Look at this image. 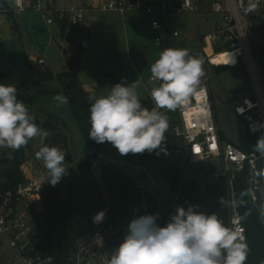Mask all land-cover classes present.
Listing matches in <instances>:
<instances>
[{"label":"built area","instance_id":"built-area-1","mask_svg":"<svg viewBox=\"0 0 264 264\" xmlns=\"http://www.w3.org/2000/svg\"><path fill=\"white\" fill-rule=\"evenodd\" d=\"M28 1L15 0L14 5L18 11H23L28 8ZM40 3L41 0H37L34 5L38 9H45ZM50 5L52 7L48 9L53 16L46 18L48 24L58 22L62 26L65 23L82 30H85L87 26L86 10L116 12L123 16L131 14L134 15V19H138L139 14H145L147 23L158 32L156 42L164 46L168 44L170 38L181 35L180 29L177 25L170 23L169 17L190 11L199 46L202 54L207 55L210 65L226 64L214 63L211 57L224 51L226 47L236 52L235 64L227 65L235 66L242 62L248 72L250 80L248 95L239 100L235 110L247 122L249 132L258 138L251 144L250 150H244L234 141L221 139L212 91L209 85H202L188 103L175 110L180 122L173 128V132L175 137L183 140V145L174 147L171 140L165 136V140L152 153L156 157L166 159L175 156L174 162L184 170L196 165L197 169L192 172L194 177H198L197 171L200 167L205 168L201 163L206 160L211 161L214 157L218 158L221 169L212 174L216 179L227 178V185L230 188L229 227L235 226L242 229V235L247 243L246 226L235 199L234 179L238 172L248 167L250 201L259 202L263 179L257 172L258 161L264 158V154L256 151L258 140L264 138V80L260 73L258 57L249 37L253 12H245L248 0H90L87 5L81 7H59L54 3ZM263 9L264 0H258L254 12ZM10 10V8H0V25L2 14ZM211 14L217 16L215 20L210 18ZM208 22L211 25L210 28L206 32L202 31L201 27ZM81 44L84 48L88 47L86 39H83ZM35 60L39 64L46 63L43 57ZM158 83L152 79L151 75L149 82L143 83V98L150 99L153 105L151 89ZM145 108L151 110L147 106ZM161 111L164 112L166 109ZM101 157L103 155L99 154V157L94 160V167ZM180 157L181 161H179ZM26 162L22 165L25 180L16 187L0 190V241L10 252V257L5 264H54V257L44 255L40 249V230L32 212L41 200L43 188L49 180L43 177V174L36 177L31 174V170L24 169ZM184 179L183 172L182 181ZM180 196L181 187L168 194L166 200L157 201L154 208H150L148 203L143 201L132 207L130 213L124 216L111 217L108 208L97 211L92 217L93 231L77 242L68 264H108L111 253L122 243L127 235L128 225L133 219L158 213L159 219L156 222L164 226L170 216L175 213L177 206H181Z\"/></svg>","mask_w":264,"mask_h":264},{"label":"rangeland","instance_id":"rangeland-1","mask_svg":"<svg viewBox=\"0 0 264 264\" xmlns=\"http://www.w3.org/2000/svg\"><path fill=\"white\" fill-rule=\"evenodd\" d=\"M15 0H0V8H10L8 12L2 14L0 25V84L14 85L21 91L33 89V77L29 63L49 66L54 71H62L65 68V50L69 53L82 52L84 55L80 61V74L82 79L88 83L95 84L96 90L92 94L93 101L101 96H107L110 88L117 83L129 84L132 78L149 82L151 75V65L159 58L160 53L166 48L188 49L190 54L203 60L204 76L201 79L202 85H209L212 91L215 117L220 130L225 138L238 142V114L235 105L244 96L248 95L250 80L245 65L241 62L235 66H230L225 71L218 73L214 66L208 63L206 54H202L198 39L195 35L194 21L192 13L185 11L169 17L171 24L177 25L181 35L177 38H170L166 46L156 42L158 32L147 23V16L139 14V22H132L130 14L125 16L118 13H106L102 11H85V30L66 25V32H62V26L58 22L48 24L47 17L53 16L48 9L51 3L59 7H72L87 5L90 0H41V6L45 9H38L34 4L37 0H29L28 8L18 11L14 5ZM13 5V7H11ZM93 15L99 17L98 21L93 19ZM215 20L216 15H210ZM210 23H205L201 29L206 32L210 28ZM249 37L253 49L258 45L259 52L255 51L258 57V64L262 79L264 80V67L261 65L258 55L264 49V43L260 40V29L257 24L251 25ZM88 41V47H82V40ZM227 48V47H226ZM219 51V49H215ZM43 57L45 64H39L33 59ZM57 80L51 83V87L58 88ZM57 94H64L62 91L42 94L35 103L32 116L40 123L44 122L50 115L54 114L60 121V129L66 133L67 142L70 146L73 162L64 161L67 173L56 185L62 186V190L67 191V180L76 171L79 159L85 156L89 147L83 137L79 124L71 109L67 104H60L53 99ZM140 100L143 98L140 97ZM240 116V115H239ZM42 129V128H41ZM45 130V129H43ZM47 131V130H46ZM48 132V131H47ZM53 133L48 132L44 141L49 146L61 147L63 142L52 138ZM171 142L174 147L183 145V140L175 137L172 132ZM41 147L40 137L34 138L33 147L27 152L24 169L31 170V174L36 177L48 176L43 162L36 158L35 153ZM8 148H0L3 155ZM154 150V149H153ZM152 150V151H153ZM64 152V150H63ZM65 153V152H64ZM103 157L97 160L94 167L97 177L99 170L104 163L113 162L128 171L137 179L139 185L153 195L158 201L166 200L168 194L173 192L170 183L166 178L163 167L148 169L138 163H132L122 159L110 143L100 152ZM68 154L65 153V157ZM176 157L171 158L175 161ZM206 171L194 177L193 173L197 166L187 167L184 180L198 179L205 182H213L216 177L213 172L220 171L221 164L218 158L211 161L206 160L201 163ZM145 173V174H144ZM264 184V170H263ZM108 196V195H107ZM108 201H110L108 197ZM145 201V200H143ZM139 202L137 204L143 203ZM258 203L259 210L264 221V198ZM136 204V205H137ZM148 206L151 207L149 204ZM10 257L6 246L0 241V264H5Z\"/></svg>","mask_w":264,"mask_h":264},{"label":"trees","instance_id":"trees-1","mask_svg":"<svg viewBox=\"0 0 264 264\" xmlns=\"http://www.w3.org/2000/svg\"><path fill=\"white\" fill-rule=\"evenodd\" d=\"M251 21L253 25H258L260 40L264 43V9L253 12ZM259 48H261L260 45L255 47V51L259 52ZM225 50H229V48ZM82 54L79 51L74 55H68L65 52L67 68L58 73H54L49 66L29 63L33 77V89L24 91L17 89L18 99L26 104L30 114L33 113L35 103L42 94L64 92L86 144L93 151L91 155H85L79 159L74 175L67 180L66 193L62 190V186H52L49 182L43 188L41 200L33 208V216L40 230V249L44 255L54 257V264H68L77 242L93 231L92 217L97 211L108 208L111 217L124 216L143 200L151 207H155L158 201L144 190L128 171L113 162L104 163L99 170V177H97L94 160L99 157L100 152L109 143H96L88 138L89 109L93 100L79 79ZM258 55H260L259 59L264 67V49ZM55 80L60 84L58 88L51 87V83ZM140 101L142 107L147 106L150 109L154 107L150 99L142 98ZM163 113L168 117L169 122L165 136L171 140L173 128L179 124L180 118L177 111L166 110ZM36 122L40 128L53 133L52 138L63 142L61 148L68 154L65 161L73 162L67 142L68 138L66 133L60 129L58 117L52 114L44 122ZM237 125L238 142H234L249 151L251 144L258 138L249 132L248 124L242 116L238 115ZM220 136L223 141H232L225 138L221 130ZM33 142L34 138L29 141L27 146L19 150L13 151L8 148L3 155L0 154V190L16 187L25 180L22 165L26 161L27 152L33 147ZM116 151L118 152L117 149ZM119 156L126 161L146 166L148 169L163 167L162 170L170 183V189L175 192L181 187L180 205L182 207L187 209L190 205H198V211L206 214L216 212L227 226L230 225V188L227 185L226 177H221L213 182L195 178L182 181L180 166L171 159L156 157L152 151L146 150L143 153L127 155L119 153ZM263 170L264 158H261L258 161L257 170L261 178ZM249 174L250 170L246 167L238 172L234 179L235 199L247 231L248 255L245 264H264V221L258 203L250 201ZM108 197L111 202L108 201ZM260 200L261 198L259 202Z\"/></svg>","mask_w":264,"mask_h":264},{"label":"clouds","instance_id":"clouds-1","mask_svg":"<svg viewBox=\"0 0 264 264\" xmlns=\"http://www.w3.org/2000/svg\"><path fill=\"white\" fill-rule=\"evenodd\" d=\"M257 3L248 0L245 12H254ZM202 65L203 60L188 49H164L150 68L152 79L159 82L151 89L155 106L142 107L135 83H117L107 96L90 105L88 138L110 143L121 155L151 152L165 140L169 128L161 110L175 111L190 101L205 74ZM17 92L14 85L0 84V148L16 151L39 136L41 147L35 155L48 172L46 179L55 186L67 173L65 153L44 143L48 132L35 123ZM53 99L68 103L63 94ZM256 151L264 154V138L258 140ZM198 207L177 206L164 226L156 222L158 213L133 219L108 264H245L248 245L242 229L229 227L216 212L206 214Z\"/></svg>","mask_w":264,"mask_h":264},{"label":"crops","instance_id":"crops-1","mask_svg":"<svg viewBox=\"0 0 264 264\" xmlns=\"http://www.w3.org/2000/svg\"><path fill=\"white\" fill-rule=\"evenodd\" d=\"M90 11H94V10H90ZM106 13H116V12H106ZM119 14V13H118ZM130 20L132 21V22H139V18L138 19H134V15H131L130 14ZM93 19L95 20V21H98V19H99V17L97 16V15H93ZM61 31L62 32H66L67 31V27L66 26H63L62 28H61ZM65 51L64 52H66L68 55H74V54H76L75 53V50H74V52L73 53H69L66 49H64ZM84 55V53L82 54V56ZM34 61H36L35 59H33ZM66 68H67V64H66V56H65V68H64V70H66ZM53 70V69H52ZM64 70H62V71H64ZM54 71V70H53ZM59 72H61V71H59ZM54 73H58V71H54ZM79 79H80V81H81V83H82V85L84 86V85H87L88 87H89V89H87L86 91L89 93V96H90V98L93 100V98H92V94H93V92H95V90H96V86H95V84H91V83H88V82H86V81H84L83 79H82V76H81V74H80V67H79ZM133 83H140L141 84V93L139 94V96L140 97H142L143 96V83H145V81L144 80H139V79H135V78H132V79H130L129 80V84H133ZM93 153V151L92 150H88V152H84L83 154L85 155H91ZM101 154V153H100ZM261 198H264V184H263V186H262V193H261Z\"/></svg>","mask_w":264,"mask_h":264},{"label":"bare ground","instance_id":"bare-ground-1","mask_svg":"<svg viewBox=\"0 0 264 264\" xmlns=\"http://www.w3.org/2000/svg\"><path fill=\"white\" fill-rule=\"evenodd\" d=\"M208 51L210 52V50ZM235 55H236V52L233 51V49H229V50L221 51L211 57L214 63H226L229 65H234L236 61Z\"/></svg>","mask_w":264,"mask_h":264},{"label":"water","instance_id":"water-1","mask_svg":"<svg viewBox=\"0 0 264 264\" xmlns=\"http://www.w3.org/2000/svg\"><path fill=\"white\" fill-rule=\"evenodd\" d=\"M229 67H230V66L227 65V64H218V65H214V69H215V71L218 72V73H221V72L225 71V70L228 69ZM135 85H136V87H137L138 94H140V93H141V84H140V83H135ZM84 88H85V90L89 89V87H88L87 85H84ZM179 161H181V157H180ZM204 170H205L204 167H200V168L198 169L197 172L200 174V173H203Z\"/></svg>","mask_w":264,"mask_h":264}]
</instances>
